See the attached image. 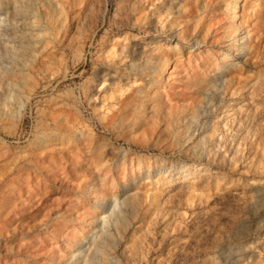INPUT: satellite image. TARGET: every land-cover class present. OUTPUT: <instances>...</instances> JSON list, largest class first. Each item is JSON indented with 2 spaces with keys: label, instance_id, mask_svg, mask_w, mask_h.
I'll return each mask as SVG.
<instances>
[{
  "label": "bare ground",
  "instance_id": "bare-ground-1",
  "mask_svg": "<svg viewBox=\"0 0 264 264\" xmlns=\"http://www.w3.org/2000/svg\"><path fill=\"white\" fill-rule=\"evenodd\" d=\"M75 1L76 0H0V105H2L3 109H6L5 114H14L17 119H22L23 106L25 105L26 99L35 92L30 87L33 85L37 86L39 83L37 76L40 75L44 79L49 77V65L53 61L46 57L45 59H39V57L34 58L36 51L33 52L34 55L32 54L33 56H31V48L36 44L42 49L47 47L50 38H48V36L51 35L52 29L55 28L53 26L59 18L61 22L59 27H63L61 32L59 31L61 33L62 45L65 44V47H73V43H79L80 47H82L86 42L85 36L87 34H85V36L83 34L82 29L84 28H81V21L84 20L86 15L93 14V12L96 14L95 11L98 9L99 0H86L83 7L77 8L79 9L77 14L71 15V12L75 9H73ZM79 1L80 3L82 2V0ZM223 1L227 2L226 18L228 20L226 21H228V23L223 28L221 27V30H217L215 35L210 37L213 30H211L212 27L209 26L208 21H205L204 18L210 16V19H212V16L215 17L218 15L217 18L220 20L219 16H221V14L216 12V7L220 4L221 8V3H223ZM258 1L259 2H257V0H163L162 3L158 4L154 9L145 10L146 6L144 8L142 5H139L138 0H130L129 5H124V3L119 6L120 8L117 10V17L114 21L117 24V30L121 31L119 35H122L123 41L125 40V42H122V40L121 42L118 41L116 44L118 48L116 49V46H113L114 48L111 47L113 50L111 55L117 58L113 59V62L108 66H96L95 70L92 72V76L82 82L81 86L83 99L88 107L90 105L94 112L98 109V103L93 101L96 98H99V101L102 102L101 105L106 107H103L104 113L99 111L101 114L99 113L100 116H98L99 114L97 115L99 118L98 125H101L104 132L99 133L94 126L92 118L86 116L84 110L71 99L61 98L52 100L49 104L47 103L48 105L45 107H43V104H45L43 103L41 104L43 105L42 109L37 106L40 115H37L38 118L35 116L37 120L34 118L36 123L34 125V134L31 133L33 137L30 140V144L39 147V149H35V152L37 149L41 151L42 149L45 150L55 145L56 147H52L53 149L51 152L58 155L60 153L62 157L65 158V161L73 164V168H75L71 169V175L68 176L69 178L67 176V178L65 176L61 177L60 183L58 184L53 181L54 178H57L56 176L58 173H56V175L52 173L55 176L52 179L50 174L47 173L49 167L45 165L44 168L48 171L44 173L40 171L42 177H44L45 182H43L54 187L58 186L66 191H74V194H78L75 198L79 199L78 203H81L80 208L83 209L82 213L80 212L82 219L79 222L77 221V217L75 218L71 214L67 215L62 212V208H60L58 210L51 209L50 212L45 214L46 218L44 217L40 222L33 225L36 227L35 229L43 230L45 228V232H48L50 236L51 234H53L52 236H63V243L53 247L51 250L52 254L46 257L40 264L115 263V257L109 251L113 242V230H118V233L121 234L120 230L127 221V215L137 212L142 202V195L139 189H135L131 192H129L128 189L131 188L130 186L135 182L136 177L142 172L140 171L141 167L144 166L142 173V177L144 178H150L152 175L159 177L167 169V167L163 168L165 164L162 165L163 158L161 157L159 158L161 162L159 161L157 166L154 165L153 170L150 169V160H148L143 153L136 152V156H133L136 157L137 161L136 169L130 176L127 175V181L119 180L115 176L114 171L119 169V161L125 164L129 156L128 148L123 144H117L116 141L123 140L129 142L135 140L137 136L134 133L140 131V139L143 141L146 138L147 142L149 141V134L155 133L158 134L156 145L161 150L160 152H165L166 149L176 145V138L180 135L182 137L184 136V143L186 140L193 139L194 145L191 147L193 152L202 155L203 151L201 149L206 143L207 138L204 134V128L201 129L198 125L202 110L201 102L203 100H208V98H214L223 86L227 87L232 83L234 75H231V73L229 74L231 68L239 67V69H242L244 66V63L241 64L235 61L232 55L239 54L240 56L235 57H246L244 59L245 63L249 61L253 63V57H264V50L261 48L262 45L255 42V37L251 35L254 33H251V22L249 21V18L259 20V22L264 20V0ZM104 3H106V1ZM202 13L204 14L201 15ZM212 20L214 23V19ZM88 21L90 22V19ZM182 23L183 25L177 28V26ZM214 25H216V23ZM72 29L74 30L73 32H71ZM135 30L137 32H133ZM141 33L144 34V36L141 35ZM68 36L69 41L66 40L68 42L65 43L63 39H67ZM60 37L57 36V38ZM58 42H60V40ZM57 45H59V43ZM112 45L114 44L111 43V46ZM50 47L54 46L50 44ZM216 47L226 49H223L222 53L218 54L221 49L218 51ZM61 49L64 48L62 47ZM196 49L198 52L195 53L194 51ZM230 50H232V52H230ZM53 51L50 54H52ZM60 51L62 52V50ZM80 52H82V50ZM62 53H60V55ZM187 53L190 57L194 58L190 61L189 66H183L178 72V79L182 82V86H180L182 90L185 89L188 94L190 93V96L183 93L180 88L176 89V93L171 91V94L174 93L172 95L176 94L180 96L182 103L176 105L175 110L172 108V112H167L166 98L162 92L161 84L164 72L167 68V64L170 63L171 60L172 63H177V60ZM41 54L42 53H40V56ZM80 55L79 53V59L82 57V55ZM173 57H175L174 60ZM75 58L73 59L75 60ZM34 59L36 60L34 61ZM38 59L41 60L39 64H37ZM53 59L52 57V60ZM60 61L62 62L61 59ZM64 69L67 70V67L64 66ZM50 71L52 70L50 69ZM106 81L108 84L104 86L101 93L95 96L96 91L95 93L93 92V86L97 83L104 84ZM49 83H51L50 80ZM44 86H46V83ZM46 88L48 87L46 86ZM172 88L174 89V85ZM23 91L29 92L25 98L22 97ZM166 93L167 92H165V94ZM73 94H75V92ZM57 95L55 98H57ZM167 97H169V95ZM169 98L171 99V97ZM37 99L39 100V98ZM49 101L50 100H48V102ZM61 115H64L63 119H60ZM9 124L7 123L8 127H10ZM176 127H180V129H176ZM9 132H11V130ZM2 141H0L1 145L3 144ZM12 146H15V144ZM31 147L20 146V152L17 150L18 152L15 155L13 154L14 152H11L14 157L11 161L7 160L6 164H8V169H13L22 157L27 156L28 151L26 148ZM74 147H79L83 155L80 156L76 153L72 156H67L66 151L69 152L73 150ZM134 147L140 150L144 149V147L137 145H134ZM10 151L11 150H9V153ZM30 151L31 149L29 152ZM1 152L4 153L3 151ZM48 157L46 158L48 159ZM148 157L149 159L152 158V156ZM11 158L9 157L8 159ZM1 159L6 160V158ZM146 159L148 162L145 161ZM36 160L37 158L35 161ZM156 160L157 157H153L152 162ZM43 162L46 163V159ZM64 164L59 168L62 171L63 167H65ZM58 165H60V163ZM2 167L5 168V163ZM24 167L25 165L23 164L19 169H23ZM190 167L187 169H185V167L182 168V171H185L184 175L187 174L191 176V174H194L192 172L195 168ZM4 168H2V170ZM123 170L125 172V169ZM78 171H81L80 175ZM28 175L29 172L27 173V176ZM75 178L77 182L73 183L72 181ZM26 179L27 177L25 175L24 181H26ZM8 182L7 184L10 186L11 183L9 184ZM37 184H39V182H37ZM118 185H121L122 192L120 190H115ZM12 187H14V185L11 186V189ZM16 187L18 186H15V188ZM46 188L47 187H45V189ZM2 189L4 190V188H1V190ZM1 190L0 192H2ZM35 190L37 189H33L32 195L35 194ZM50 190L51 189H49V191ZM9 192H11V190ZM11 194L13 193L11 192ZM70 194L72 195V193ZM18 195H20V192ZM45 195L47 196L46 193ZM21 196L23 197V195ZM12 199L15 200L14 198ZM1 200L0 217L5 213L8 214L6 209L9 207L7 206V198ZM57 202H59V200ZM63 204L64 203H62V205ZM50 205H52V203L49 204V206ZM76 206L77 205H75V208ZM36 207H34L35 210L38 209ZM25 208L20 207L19 215H17L18 218L15 219L20 220L16 226V230L19 231V234L20 232L22 234L27 233L22 223V221L26 219L24 213V210H26ZM73 208L74 207L71 209ZM77 210L78 208L75 211ZM41 216H43V214ZM53 217L56 218V222L52 220ZM71 221L72 223H70ZM11 222L14 223L13 220ZM8 230H10V226ZM40 234H37L36 237L29 242L30 245H28V249L46 240L44 239L46 235L42 236ZM9 241L10 240H8V243ZM4 243L6 244V241ZM14 246L10 245L8 247L9 251L16 254L19 253V251L15 250ZM41 249H43V247ZM30 258L31 256H29L28 259Z\"/></svg>",
  "mask_w": 264,
  "mask_h": 264
},
{
  "label": "rangeland",
  "instance_id": "rangeland-1",
  "mask_svg": "<svg viewBox=\"0 0 264 264\" xmlns=\"http://www.w3.org/2000/svg\"><path fill=\"white\" fill-rule=\"evenodd\" d=\"M85 1L86 0H82L81 3L83 4H81L79 0H76L73 6V9H75L71 12V15H76L79 11L77 8L83 7L84 3H86ZM105 1L106 3H104ZM162 1L163 0H138V3L144 8L146 6L145 10H152L158 4L162 3ZM129 2L130 0H99L98 11H95L96 14L93 12V14L86 15L84 20L81 21V28H84L82 29L84 36L85 34L88 36L90 35L89 37L87 35L85 36L86 42L82 47H80L79 43H73V47H65V44L62 45L60 32L63 27H59L61 23L59 18L53 26L55 28L52 29L51 35L48 36V38H50L47 47L42 49L36 44L31 48V56H33V52L36 51L34 58L39 57V59H45L46 57L53 61L54 64L52 62L49 65L48 73L50 74H48L49 77L45 78L46 80L38 75L37 80L39 83L37 86L33 85L34 87H30L35 92L26 99L25 105L23 106L22 119H17L14 114H5L6 109H3L2 105H0V141L4 140L2 141V145L0 142V148L2 147L0 150V190L1 188L5 190H1L0 198H7V206H9L8 209H6L8 214L5 213L0 217V264H25V262L26 264H40L46 257L52 254L51 250L53 247L63 243L62 235L52 236L53 234H51L50 236L48 232H45V228L43 230L35 229L36 227L33 226L44 217L46 218L45 214L50 212L51 209L58 210L62 208V212L67 215L71 214L75 218L77 217L78 222L82 219L81 213L83 209L80 208L81 203H78L79 199L75 198L78 194H74V191H66L58 186L54 187L45 184L44 177H42L40 173V171L43 173L48 171L44 168V166L47 165L49 167L47 173L50 174L52 179L55 177L54 175L58 173L56 176L57 178H54L53 181L59 184L61 177H68L71 175L73 164L65 161V158L62 157L60 153L58 155L51 152L53 149L52 147H56L55 145L40 151L38 150V146L35 147L30 144V140L34 134L35 120L38 118L37 115H40L38 112L39 108L41 107L40 109H42L43 105V107H45L52 100L61 98H68L75 101L84 110L86 116L92 118L98 132H104L101 125H98V116H100L101 112L104 113V108L106 107L101 105L102 102L99 101V98L93 100L95 103H98V109L95 112L90 105L88 107L83 99L81 86L82 82L92 76V72L95 70L96 66H108L113 62V59L117 58L111 55L113 51L111 47H115L118 41L121 42L122 40V42H125V40L123 41L122 35H119L121 31L117 30V24L114 20L117 17L119 6L124 3V5H129ZM257 2L259 1L257 0ZM226 3V1H223V3H221V8L220 4L216 7V12L221 14V16H219L220 20L222 18L221 21L217 18L218 15L215 17L212 16L214 23L212 22L213 20L210 19V16H208L209 18L207 16L204 18L205 21H208L210 27H215L214 29L211 28L213 33L210 37L215 35L217 30H221L228 23V21H226L228 20L226 18ZM203 14L204 13L201 15ZM215 18H217L218 21ZM89 19L91 23L88 21ZM249 21L251 22V33H254L251 35L255 37V42L262 45L261 48L264 50V20L259 22V20L249 18ZM215 23L216 25H214ZM182 25L183 23L177 26V28ZM73 29L71 32L74 31ZM133 32L137 31L135 30ZM141 35L144 36L142 33ZM57 36L60 38H57ZM69 36L67 39H63L65 43L69 41ZM59 40L60 42H58ZM56 43H59V45ZM111 43L114 45L111 46ZM50 44L54 47H50ZM62 47L64 49H61ZM116 48H118V46H116L115 49ZM216 48H218V51L221 49L218 54H221L222 50L226 49L222 47ZM77 49L80 51L82 50V52ZM60 50L66 53H62ZM52 51L54 54H50ZM194 52L196 53L198 50L196 49ZM230 52H232V50H230ZM40 53H42L41 56ZM60 53L62 54L60 55ZM79 53L82 55L80 59L78 56ZM232 56L235 61L241 64L244 63L242 69H239V67L231 68L229 74L231 73V75H234L232 83L227 87L223 86L214 98H208V100H203L201 102L202 110L198 125L201 129L204 128V134L207 138L206 143L201 149L203 151L202 155L193 152L191 148L194 145L193 139L186 140L184 143V136L182 137L180 135L176 138V145L166 149L165 152H160L161 150L156 145L158 134L155 133L149 134V141L147 142L146 138L143 141L140 139V131L134 133L137 136L135 140L129 142L115 140L117 144H123L128 148V156L130 157H127L125 164L119 161V169L114 171L115 176L119 180L127 181V175L130 176L136 169L137 161L136 157H133L136 156V152L143 153L144 156L150 160V169L153 170L154 165L157 166L159 161L161 162L159 159L160 157L164 160H162V165L165 164L163 168L167 167V169L159 177L152 175L150 178H144L142 177L143 166L140 169V171H142L139 174L140 177H136L135 182L130 186L131 188L129 187V192L139 189L142 195V202L137 212L127 215V221L120 230L121 234L118 233V230H113V242L109 251L115 257L116 261L114 264H264V57H253V63L250 61L245 63L244 59L246 57H235L240 56L239 54ZM52 57L54 58L53 60ZM73 58H75V60ZM174 58L175 57H173V60ZM192 58L194 57H190L187 53L180 57L177 63L175 62L176 64L172 63V60L167 64L165 70L166 74L164 72L165 77L163 76L162 78L163 83L161 82L162 92L166 98L167 112H172L176 109V105L182 103L180 96L172 94L176 93L175 91L178 88L182 90V87H180L182 86V82L178 79V72L183 66H189ZM39 59L37 64L41 61ZM35 60L36 59H34V61ZM60 63H62L63 66ZM64 66L67 67L68 71L65 70L66 68L64 69ZM50 69L53 72L50 71ZM49 80L52 84L49 83ZM45 83L48 88L44 86ZM107 84V81L104 84H95L93 86V92L95 93L96 91L95 96L101 93L104 86ZM173 85L174 89L172 88ZM171 91L174 93L171 94ZM74 92L75 94H73ZM165 92L167 93L165 94ZM182 92L190 96V93L188 94L185 89L182 90ZM28 93L29 92L23 91L22 97L25 98ZM56 95L57 98H55ZM72 95L78 97L74 98ZM168 95L172 100L167 97ZM37 98H39V100ZM48 100L50 101L48 102ZM63 118L64 115H61L60 119ZM5 122L8 124L11 123L9 124L10 127H8ZM176 129H180V127H176ZM10 130L12 133L9 132ZM12 130L16 131L13 132ZM14 144L15 146H12ZM134 145L144 147V149H136ZM20 146L32 147L26 148L28 154L18 161L20 165L17 163L13 169H8V164H6L7 160L11 161L18 152L17 150L20 152ZM36 148L38 149L35 152ZM78 148L79 147H74L73 150L69 152L66 151V155L72 156L76 153L80 156L83 155L80 148ZM8 149L11 150L10 153L14 152V155L11 153L12 158ZM30 149L31 153L29 152ZM35 156L37 158L36 161ZM45 156L48 157V159ZM148 156H152V158L149 159ZM9 157L11 159H8ZM153 157H157V162H152ZM1 158H6V160ZM45 159L46 163L43 162ZM147 159L145 161L148 162ZM4 163L5 168L2 167ZM57 163H60V165ZM23 164L25 167L19 169ZM63 164L65 167H63L62 171L59 168H61ZM68 166L71 167L69 168ZM184 167L185 169L194 167L195 169L192 172L194 174H191V176L187 174L184 175L185 171H182ZM2 168L4 169L2 170ZM123 169H125V172ZM28 172L29 175L27 176ZM78 172L80 175L81 171ZM52 173L55 174L53 175ZM25 175L27 177L26 181H24ZM41 181H44L43 184ZM7 182L9 184L11 183L10 186ZM37 182H39V184H37ZM72 182L76 183L77 179H73ZM13 185L14 187L11 189ZM15 186L20 188H15ZM36 186L42 187L38 189ZM45 187L47 188L45 189ZM48 187L52 192L51 190L49 191ZM9 188L13 194L9 192ZM34 188L37 189L35 190V196L31 194ZM17 190L20 192V195H18L19 192ZM115 190L123 191L121 185H118ZM45 193L49 197H47ZM70 193H72L73 196ZM21 195H23L24 198ZM1 199L0 202L2 201ZM58 200L60 203L57 202ZM51 203L52 205L49 206ZM62 203L64 204L62 205ZM75 205H77L76 208ZM20 207H27L25 208L26 210H24L26 219L23 220L24 222L22 221L25 226V231H27L26 234H22L21 232L19 234V231L16 230L17 223L20 220L15 219L18 218L17 215H19ZM34 207L38 209L35 210ZM70 207L74 208L71 209ZM77 208L78 210L75 211ZM42 214L43 216H41ZM55 219L56 218L53 217L52 220L56 222ZM12 220L14 223L11 222ZM70 223H72V221ZM9 226L10 230H8ZM37 234L42 236L46 235L44 238L46 239L44 241L45 243L41 242L35 245V247L28 249V245H30L29 242H31ZM8 240H10L9 243ZM5 241L6 244L4 243ZM10 245H15V250L19 251V253L16 254L9 251L8 247ZM42 247L43 249H41ZM29 256H31L30 259H28Z\"/></svg>",
  "mask_w": 264,
  "mask_h": 264
}]
</instances>
